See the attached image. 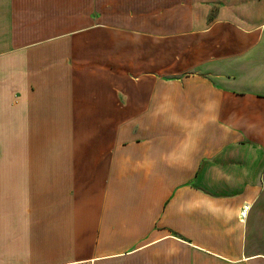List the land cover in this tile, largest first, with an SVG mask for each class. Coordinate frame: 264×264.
Listing matches in <instances>:
<instances>
[{"label":"crops","instance_id":"1","mask_svg":"<svg viewBox=\"0 0 264 264\" xmlns=\"http://www.w3.org/2000/svg\"><path fill=\"white\" fill-rule=\"evenodd\" d=\"M0 264H264V0H0Z\"/></svg>","mask_w":264,"mask_h":264}]
</instances>
